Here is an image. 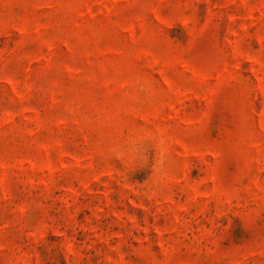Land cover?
<instances>
[{
  "label": "rangeland",
  "instance_id": "rangeland-1",
  "mask_svg": "<svg viewBox=\"0 0 264 264\" xmlns=\"http://www.w3.org/2000/svg\"><path fill=\"white\" fill-rule=\"evenodd\" d=\"M0 264H264V0H0Z\"/></svg>",
  "mask_w": 264,
  "mask_h": 264
}]
</instances>
